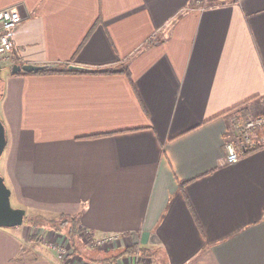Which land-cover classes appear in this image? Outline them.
Returning a JSON list of instances; mask_svg holds the SVG:
<instances>
[{
  "label": "crops",
  "instance_id": "1",
  "mask_svg": "<svg viewBox=\"0 0 264 264\" xmlns=\"http://www.w3.org/2000/svg\"><path fill=\"white\" fill-rule=\"evenodd\" d=\"M12 6L23 19L0 64L11 200L115 239L61 258L25 220L0 226V264H264V129L239 161L225 150L233 108L264 115V0H0ZM135 246L156 260L122 254Z\"/></svg>",
  "mask_w": 264,
  "mask_h": 264
},
{
  "label": "built area",
  "instance_id": "2",
  "mask_svg": "<svg viewBox=\"0 0 264 264\" xmlns=\"http://www.w3.org/2000/svg\"><path fill=\"white\" fill-rule=\"evenodd\" d=\"M22 19L19 10L14 6L0 10V64L10 60L15 52L14 32ZM233 125L235 139L226 143V163L239 161L246 154L259 147L260 142L252 136L255 131L264 128V115L244 121L237 120ZM114 239L115 237L110 236L101 240L103 243H110Z\"/></svg>",
  "mask_w": 264,
  "mask_h": 264
},
{
  "label": "rangeland",
  "instance_id": "3",
  "mask_svg": "<svg viewBox=\"0 0 264 264\" xmlns=\"http://www.w3.org/2000/svg\"><path fill=\"white\" fill-rule=\"evenodd\" d=\"M1 78L2 80L6 79V72L3 71L1 74ZM242 112H239L238 110H234L231 113V119H232V126H233V130H234V122L237 120H243L242 117ZM264 129V128H262ZM261 130V129H260ZM12 206L14 208H20V206L15 202V200H11ZM32 213L27 212V217L25 218L26 223H30V225L33 228H44L41 230H37L36 233H34L32 236L35 237L36 240H34L37 244H40V246L45 247L47 250H49L50 252H55L58 257L60 256L62 257H68V256H73L74 253V248H76L79 253H81L82 251L85 252V249H87V252H92V254H95L96 256L101 254V253H108L105 250H98L99 248H106L108 247L107 245H109V243H103L102 240H96L93 239L92 236L90 235V233L86 232L84 235L81 236V232L78 231V234L76 235V238L72 241L71 238L68 235V227H61V228H56L53 227L54 224L56 222L60 223V219L59 220H54L55 222L53 223H49L51 221H46L44 220V217L41 218H37L36 216H31ZM29 221V222H28ZM37 221L38 225H34L32 224L33 222ZM23 225L17 226V227H5L6 230H11L13 232H15L16 230H18L17 228L21 227ZM78 230H80V227H78ZM50 231H52V235L50 236ZM106 239V238H105ZM110 242V241H109ZM73 245V246H72ZM72 246V247H71ZM136 253L132 254V255H136L140 256L143 252L141 251V249H139L138 247H136ZM86 253V252H85ZM116 252H112L111 254L109 253V255L111 256L112 254H115ZM154 252L151 251V253L148 254H143V256H147V257H153V259H155V256L153 254ZM142 256V255H141ZM139 258V257H138ZM141 259V258H139ZM143 260V259H141ZM147 260V259H146ZM156 260V259H155Z\"/></svg>",
  "mask_w": 264,
  "mask_h": 264
},
{
  "label": "water",
  "instance_id": "4",
  "mask_svg": "<svg viewBox=\"0 0 264 264\" xmlns=\"http://www.w3.org/2000/svg\"><path fill=\"white\" fill-rule=\"evenodd\" d=\"M55 65H35V64H15L12 66V73H33L43 69L52 68ZM69 69L85 70L79 66L71 65ZM1 70V66H0ZM5 123L0 118V159L7 146L8 138L6 134ZM11 190L6 185L5 178L0 173V226L1 227H17L24 223L26 218V210L14 208L11 203Z\"/></svg>",
  "mask_w": 264,
  "mask_h": 264
},
{
  "label": "trees",
  "instance_id": "5",
  "mask_svg": "<svg viewBox=\"0 0 264 264\" xmlns=\"http://www.w3.org/2000/svg\"><path fill=\"white\" fill-rule=\"evenodd\" d=\"M113 73L114 70L112 69H91L90 70H74V69H68V66H65L64 68H57V67H52V68H47V69H43V70H40L38 72H33V74H63V73ZM120 72H125L127 73L128 70L127 68L121 70ZM23 74H32V73H25V72H22ZM247 102L243 103V104H240L239 106L233 108V111L236 110V109H239L241 107H243L244 105H246ZM42 216H39L37 218H41ZM28 220V219H27ZM26 220V221H27ZM29 222V221H28ZM32 224L34 225H38V222L35 221L33 222ZM55 229L58 227V228H61V227H68V236L69 237H72L71 240L73 241L75 238H76V235L78 234V227H79V222L77 220V217L76 216H72V215H62L61 216V219H60V223L59 222H56L54 224ZM73 246V245H72ZM71 246V247H72ZM74 253L77 254L79 253V251L74 248ZM136 246L135 247H129V248H126L122 254H128V255H131V254H134L136 253ZM141 251L145 254H148V253H151L150 250H145V249H141ZM121 254V255H122ZM120 255V254H119ZM119 255L117 256H111L110 258H108L107 260H115L116 258L119 257Z\"/></svg>",
  "mask_w": 264,
  "mask_h": 264
}]
</instances>
